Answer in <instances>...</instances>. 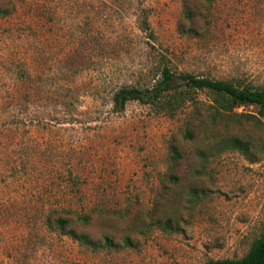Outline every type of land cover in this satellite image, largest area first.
<instances>
[{
    "label": "rangeland",
    "instance_id": "1",
    "mask_svg": "<svg viewBox=\"0 0 264 264\" xmlns=\"http://www.w3.org/2000/svg\"><path fill=\"white\" fill-rule=\"evenodd\" d=\"M13 4L0 19V264H203L244 255L264 228V119L214 124L206 90L175 117L138 101L116 112L111 98L120 85H151L165 64L264 86V0H0ZM144 11L154 37L139 28ZM21 61L32 82L19 80ZM235 111L257 115L254 106ZM192 113L198 135L187 140ZM202 120L206 163L196 155ZM234 133L259 148H223ZM171 143L184 151L172 170L177 183L168 180ZM62 207L88 214L75 227L116 247L92 249L64 234L52 225ZM169 217L176 227L164 230L158 221Z\"/></svg>",
    "mask_w": 264,
    "mask_h": 264
},
{
    "label": "trees",
    "instance_id": "2",
    "mask_svg": "<svg viewBox=\"0 0 264 264\" xmlns=\"http://www.w3.org/2000/svg\"><path fill=\"white\" fill-rule=\"evenodd\" d=\"M213 3L218 0H206ZM16 10L13 4L11 7H0V19L12 15ZM192 11H187V17L192 18ZM139 28L143 31L149 32V35L154 37L147 14L141 19ZM16 71L19 80L25 82H32L33 76L28 64L21 61L16 65ZM206 90L210 92L213 104L210 105L211 110L207 111L206 117L214 124L218 121L227 118L230 121H261L264 119V86H257L253 84H239L233 80H218L207 76H198L192 73H177L165 64L162 66L160 76L154 79L151 85L142 87L138 85H120L112 93L113 110L120 112L132 101H138L143 104H148L158 111L166 112L171 117H175L181 110H184L189 104L195 103L196 93L198 91ZM254 106L256 107L257 115L248 113H238L235 111L237 107ZM199 113L190 116L188 122L184 124V138L193 140L197 137L198 131L193 129L194 119L198 117ZM210 115V117H209ZM259 116V117H258ZM199 118V117H198ZM207 121L198 123L202 129L199 134L204 135L203 147L197 149L196 155L203 162L209 161V127L206 125ZM225 139H222L220 144L223 148L231 150H238L246 155L254 154L255 149L259 146L246 138L240 133L228 134ZM206 138V139H205ZM184 159V151L177 143H171L168 152V164L171 172V182L177 183L180 181V176L172 173L178 168ZM255 160V159H251ZM72 176V173H71ZM74 178V177H73ZM60 213L52 221V225L60 229L64 234L70 236L72 239L78 241L80 244L88 246L92 249H99L101 247H116L115 242L109 236H106L104 242L92 238L89 234L79 231L74 222L76 220L88 223L90 216L86 213H77L71 207H62ZM75 216V217H74ZM176 221L169 217L164 221H158L159 226L164 230H171L176 227ZM130 238L125 239V244H130ZM203 264H264V228L259 236H257L251 243L248 251L240 256L233 258L208 259Z\"/></svg>",
    "mask_w": 264,
    "mask_h": 264
}]
</instances>
